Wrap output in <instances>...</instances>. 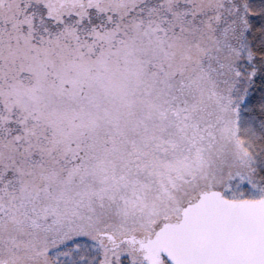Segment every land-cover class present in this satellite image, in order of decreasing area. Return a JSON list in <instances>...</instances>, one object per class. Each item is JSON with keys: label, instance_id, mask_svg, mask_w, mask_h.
<instances>
[{"label": "snow or ice", "instance_id": "6c2138e0", "mask_svg": "<svg viewBox=\"0 0 264 264\" xmlns=\"http://www.w3.org/2000/svg\"><path fill=\"white\" fill-rule=\"evenodd\" d=\"M0 264H264V0H0Z\"/></svg>", "mask_w": 264, "mask_h": 264}]
</instances>
